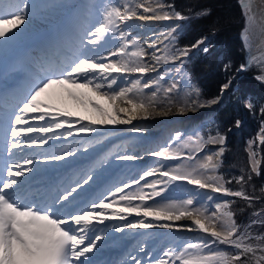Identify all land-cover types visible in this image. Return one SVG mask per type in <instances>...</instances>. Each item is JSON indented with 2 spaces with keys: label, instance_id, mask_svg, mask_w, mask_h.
Instances as JSON below:
<instances>
[{
  "label": "snow or ice",
  "instance_id": "snow-or-ice-1",
  "mask_svg": "<svg viewBox=\"0 0 264 264\" xmlns=\"http://www.w3.org/2000/svg\"><path fill=\"white\" fill-rule=\"evenodd\" d=\"M242 15L245 19L243 39L245 47L251 49L250 33L256 26V9L254 0H238ZM77 18L95 17V23L81 24L72 37L74 51L70 59L63 65L46 70L31 86L22 100L11 106L0 119H6L10 126L4 128L6 141L4 151L12 160L6 162L3 178H0V264H95L93 253L98 250L100 241L105 239L106 232L97 231L95 225H102L105 220L128 221V215L135 214L142 219L128 221L121 225H114L113 231L123 233L128 230H148L154 228L175 229L180 231H199L206 233L207 238H199L176 246H168L159 257L147 253L148 264H264V233H254V225L264 227V208L254 210V219L246 226L237 224L235 212L231 210L232 200L216 202L214 210L209 206L198 204L195 198H188L179 202L156 201L167 190L172 182L186 181L199 189H210L212 192L222 193L227 197H238L247 202V207L254 208V202L264 200V187L260 189V196L249 194L245 185L253 179V173L260 175V161L257 153L249 144L250 170L247 174L226 180L219 174L224 154L225 137L219 132L215 136H196L181 143L182 134H175V148L172 144L151 155L163 160L187 161L174 167L164 169L163 165L144 171L134 184L117 186L112 197L119 195V199L106 202L107 197L92 200L76 211L80 193L85 185L93 181V174L86 173L80 179L61 186L56 194L48 199H29L24 194V185L32 177L42 171L34 167L39 163L66 161L75 157L77 152H88L91 142L78 143L73 149H67L48 154L47 151L25 155V148L44 149L49 141L60 140L80 133H93L97 129L93 125L131 124L135 119L148 120L155 116H167L178 113L195 112L198 108L218 103L219 97L201 100L200 90L192 87L182 98L179 97L178 82L163 88L161 81L164 75H158L151 81L142 78L149 72H156V65L169 60H180L181 66L187 62L190 48L172 51L165 45L163 55L155 52L149 54L139 40L130 35L129 21H168L185 20L187 17L176 11L174 6L163 0H125L122 4L113 0H83L71 6ZM27 0H11L4 3L0 0V42L18 35L22 25L28 21ZM210 10L204 9L198 16H207ZM264 20V18H262ZM179 25L170 27L165 39L175 40L173 33ZM264 32V26L261 27ZM118 40L119 44L107 54L100 52L101 47L109 40ZM204 39L197 41L192 48H199ZM90 46V47H89ZM148 48L155 49L156 44H148ZM203 52L208 48L203 47ZM91 53L92 55H89ZM151 55L150 64L146 58ZM115 57L116 59H112ZM256 61L250 57L247 65H241V70ZM261 74L256 78L264 82V60L259 62ZM227 69V66H225ZM175 71L180 74L181 67ZM139 74L137 79L129 81L130 86L113 89L118 77L113 74ZM231 81L222 85L221 93L227 89ZM151 94L145 89L154 88ZM161 92L163 95L161 96ZM174 93L177 98H174ZM71 101L76 109H84L85 114L72 119L77 112L69 107ZM246 107L253 109L248 102ZM264 115V108L260 109ZM123 114V117L122 115ZM126 117V118H125ZM87 120L85 124L83 121ZM79 125V128L76 126ZM240 126V121H236ZM58 130H66L59 131ZM134 131H141L137 128ZM39 133L38 136L32 134ZM264 134V125L261 127ZM208 143L220 144L218 151L210 152L202 157ZM264 144V135L260 137ZM182 149H189L187 153ZM19 150V151H14ZM21 157V159L17 158ZM41 158V159H38ZM139 157L125 154L120 160L132 161ZM147 177H157L151 182ZM23 178V180L21 179ZM167 178V179H164ZM141 181H145L141 185ZM235 181L240 185L237 190L225 187ZM165 185V187H160ZM125 188L132 189L125 191ZM149 189L151 191H145ZM213 201L212 196H207ZM153 203H148V201ZM139 201V203H134ZM124 202V203H121ZM99 210V211H98ZM107 210H111L110 212ZM243 211V209H241ZM187 219L191 225H175L162 221H179ZM220 245L226 248H220ZM146 245L140 246L143 252ZM134 264H142L137 255L131 256Z\"/></svg>",
  "mask_w": 264,
  "mask_h": 264
},
{
  "label": "bare ground",
  "instance_id": "bare-ground-1",
  "mask_svg": "<svg viewBox=\"0 0 264 264\" xmlns=\"http://www.w3.org/2000/svg\"><path fill=\"white\" fill-rule=\"evenodd\" d=\"M53 1L54 0H40L38 5L39 7H43L45 4L52 3ZM77 1L81 3L83 0ZM10 2L11 0H4V3ZM34 12L35 10L28 9V21L26 25L21 26L22 31L19 29L17 30V36L0 42V100L8 99V103L11 102L10 104L13 103V105L25 97L21 90L25 86L24 78L26 77H24V75H26V73H23L20 78L17 76L12 78L9 76L11 73L10 71L20 70L19 68L21 65L24 67L32 66L31 68L33 71H38L36 63L46 68V70L63 65V63L73 55L75 45L72 37L77 32L78 26L88 23L86 16L77 18L72 7H70L67 12L56 9L47 10L36 17L33 16ZM262 18H264V0L259 1V7L256 6L257 23L250 33L251 49L247 48L248 61L250 57H256L257 59L264 56V32H261V27L264 26V20H262ZM128 23L131 25L129 29L130 35H140L139 40L141 41V45L149 54L155 52L157 55H163V43L166 41L164 30L167 21H140L134 19ZM132 27L133 29L131 30ZM117 43L119 44L118 40H111L109 38L108 42L101 47L100 52L107 54L108 51L117 46ZM150 43H155L156 48H148V44ZM89 55L92 54L89 53ZM112 59L116 58L113 57ZM146 60L150 64L155 63L151 60V55H149ZM174 63L175 61L171 60L166 63L162 61L160 64L156 65V72H149L143 76L142 83L155 79L159 72L166 71L169 69L168 67L172 66ZM33 71H29V73ZM113 75L118 77L117 84L113 86L115 90L120 87L130 86L128 82L139 77V74L136 73L124 75L114 73ZM31 76L33 77V75ZM146 90L149 91L148 94H151V92L155 90V87ZM19 94L20 97L15 99ZM11 95L15 96V98L9 99L8 97ZM67 103L70 108L77 112V115L73 116L72 119H77L80 115L85 114L84 109H76L71 101ZM208 107L209 105H206L202 108H198L194 113L187 112L184 115L175 113L174 109L173 114L155 116L148 120L135 119L131 124L93 125V127L97 129L96 132L80 133L79 135H73L67 138L62 137L60 140L49 141V145H45L44 149L25 148L22 150L25 155L44 151H47L48 154L51 155L58 152L59 147L63 149L65 139L77 144L91 142L88 151V153L91 152L89 161L85 159L87 161L83 165L74 164L76 157H69L66 161H53L48 164L39 163L38 165H34V167H39L40 169H47V171H42L35 177H32V174L29 173L30 182L24 185V194L29 199H48L54 196L56 190L61 186L66 187L68 184L75 182L79 175L84 176L86 167H89L87 162L94 165L98 161H102V158H106L101 166L105 165L108 168V172L104 176V173L100 171L94 174L93 181H90L89 185L85 186L81 191L77 206L71 208L70 211H76L89 201L105 197H107L106 202H111L112 199L118 200L120 194L112 197L110 192L115 191L117 186L123 187L126 184L135 185L134 181L138 179L136 175L138 171L143 168H152L160 165L164 166L168 160L153 156L151 153L160 150L163 146L162 142L167 139V136L171 133L170 131L175 126L181 123H184V125L192 123L193 118L202 114V111ZM121 115L123 117V114ZM83 123L87 124L88 121L85 120ZM9 126L10 124L6 119H0V172L2 175L6 162L13 159V157H9L4 151V144L6 141L4 128ZM76 127L79 128V125ZM137 128L141 129V131H134V129ZM59 131L66 130H58V132ZM32 135L38 136L40 134L34 133ZM207 146L210 152L218 151L221 147L218 143H209ZM125 154H131L139 158L132 161L120 160L119 156ZM17 158L21 159V162H23L21 157ZM69 166H72L70 169L72 173H69V171L66 172ZM97 176H102L100 178L102 179L100 184L96 183ZM156 178L157 177H147L146 179L148 182H151ZM21 179L23 180V178ZM144 182L145 181H141V185H143ZM54 187L55 190H53ZM134 187L138 186L135 185ZM85 189L87 191H85ZM130 190L132 189L125 188V191ZM147 191L151 190L147 189ZM134 203H139V201H135ZM107 211L110 212L111 210ZM142 218L143 217L135 216V214L128 215V221H135ZM128 221L105 220L104 224L95 225L97 231L103 230L106 232L105 239L98 242V250L93 253L95 264H134L131 256L136 255L137 246H135V244L131 245V243L136 239V235L140 236L144 233L147 235L150 234L151 236L149 237L150 239L147 240L149 244L148 248H146V253L137 256V258L142 261V264H148L149 256L146 255L147 253H151L156 247L161 248V253L155 254L156 257H159L162 255V251L168 246H173V241L178 238L185 236L208 237L206 233H201L199 231L189 232L186 228L180 231L162 228L148 230L125 229L123 233L112 230L114 225H121ZM162 222L174 223L175 225H191V221L187 219ZM191 226L195 227L194 225ZM133 242L135 243L136 241Z\"/></svg>",
  "mask_w": 264,
  "mask_h": 264
},
{
  "label": "trees",
  "instance_id": "trees-1",
  "mask_svg": "<svg viewBox=\"0 0 264 264\" xmlns=\"http://www.w3.org/2000/svg\"><path fill=\"white\" fill-rule=\"evenodd\" d=\"M174 6L175 10L187 17L180 20V26L173 33L176 49L190 48L187 62L182 66V77L187 84H192L200 89V96L206 100L218 97L222 85L228 83L241 69L244 62V48L238 36L240 29L245 25L241 5L238 0H163ZM204 9L210 10L207 16H198L197 13ZM205 38L208 48H192L198 40ZM227 66V69L225 68ZM261 69L255 65L249 67L238 79V88L230 95L229 100L220 107L213 118L202 122L197 127L202 136L208 137L219 132L225 139L224 154L219 174L226 180L234 176L247 174L250 170L249 151L247 144L253 142V150L261 151L260 175H253V179L245 185L249 194L260 196V189L264 187V144L258 143L257 134L264 125V115L260 109L264 108V83L257 79ZM247 99L253 109L249 110L244 104ZM240 126H236V121ZM264 135V134H263ZM233 190L240 185L233 181L225 184ZM219 199L235 201L231 210L235 212L237 224L250 222L252 212L264 207V200L254 202V208L247 207V202L238 197H227L217 193ZM217 198V199H218ZM243 209V211H241ZM259 233H264V227L254 225ZM220 248H226L220 245Z\"/></svg>",
  "mask_w": 264,
  "mask_h": 264
},
{
  "label": "rangeland",
  "instance_id": "rangeland-1",
  "mask_svg": "<svg viewBox=\"0 0 264 264\" xmlns=\"http://www.w3.org/2000/svg\"><path fill=\"white\" fill-rule=\"evenodd\" d=\"M39 1L40 0H27V3L29 4V8L28 9L35 10L34 15H33L34 17H36L39 14L44 13V11L52 10V9H56V10H61V11L67 12L73 4H78V2H79L77 0L76 1L54 0L52 3L50 2V3L45 4L43 7H39V5H38V2ZM113 2L114 3H117V4H122V3L125 2V0H117V1L113 0ZM163 2L166 3V4H170V3L166 2V1H163ZM86 19H87V22L88 23H95L96 22L95 17H92V18L86 17ZM179 22H180V20H169V21H167V24H166V27H165V30H164L165 36L167 35L170 27H174V26H177V25L180 26V23ZM242 28L240 29V33H239L238 38H239L240 42H242V44H243L244 53H245L243 65H245L246 64L245 63V60H246V57H247V48L245 47V42H243L240 39V34H241ZM132 29H133V27L131 28V30ZM132 37H135V38H137L139 40L140 35H133ZM201 39H204V44L203 45H204V47H207L206 46V43H205V38H201ZM139 42L141 44V41L140 40H139ZM174 42H175V40L173 41L171 37H169L168 39H166V41L163 43L164 49H165V45H168V47L173 51V44H174ZM117 45H118V43H117ZM203 45H200L199 48H203L202 47ZM164 49H163V52L162 53H164ZM262 60H264V56H262L260 58H257L256 61L253 62L251 66L255 65L256 68L261 69L259 67V62L262 61ZM179 61L180 60H176L175 63L172 66L168 67L169 69H167L166 71L159 72L157 74V76L158 75H161V74L164 75V80L161 81V85H162L163 88L169 87L173 82H178L179 97L182 98L184 96V94L190 88H192L194 86L192 84H187L185 82L184 77H182L183 76L182 75V72L180 74H178L175 71V69L177 67H181V68L183 67V66H181V63ZM240 71H241V69L239 70V72ZM10 72L11 73L9 74V76L12 77V78L13 77H16V76L17 77H21V74L19 73L18 70H12ZM260 74H258V75H260ZM197 89H199V88H197ZM144 92L147 93V94L149 93V91H147L146 89L144 90ZM162 95H163V93L161 92V96ZM174 98H177L176 95H175V93H174ZM200 98H201V100H206V99L202 98L201 96H200ZM248 102L249 101L247 99H245L244 104H247ZM201 124L202 123L193 125V127L191 128V130L188 131V132H185V130H183V127H181V126L178 127L179 125L178 126H175L176 128L174 127L170 131L171 133H169V135L167 136V139H165L162 142L163 143L162 144L163 146L160 148V150H162L163 148L167 147L170 144H172L173 147L175 148L174 138H175V134L177 132H179V133L182 134V136H181V143L183 141L188 140L190 137L194 139L198 135L202 136L201 131L197 128ZM261 135H263V134L261 133V129H260L259 132H258V134H257V138H256V140H258V143H260V137H261ZM213 136H215V135H213ZM205 138H207V137H205ZM250 142H252V141H249V143L247 144L248 151H249V144H250ZM208 144H206L204 146V150H203V152H200L198 154L199 156L202 157L203 155L210 153V149L207 146ZM252 150H253V142H252ZM182 151H184L185 153H187L189 151V149H182ZM256 159L259 160V161L261 159V151L259 149L257 151ZM180 163H188V162L187 161H182V160L181 161H170V160H168V162L166 164H164V166H165L164 168L166 170V169L171 168V167H174V166H176V165H178ZM143 170L146 171L147 170V167L146 168H143ZM161 187H165V185H162ZM145 191H147V189H145ZM216 194H217V192H212L210 189H206V190L205 189H199L197 186H193L192 184H188L186 181L177 180L175 182H172L169 186H167V190L164 191L160 197L156 198V201H160V202H164V201L179 202V201H182V200H185V199H188V198H195V200H196V202L198 204H205V205L209 206L210 211H213L214 210V205H215L216 202L225 201L224 199H219L218 196H216ZM207 196H212L214 198L213 201H208L206 199ZM148 203H153V201L150 200V201H148ZM262 208H264V207H262ZM252 219H254V218H252ZM248 223L249 222L244 223V224H242V226H246ZM251 230L254 233H259L258 232V229L252 228ZM201 237L202 236H196V237L185 236V237H181V238H178V239H176V240L173 241V243H174L173 246L180 245V244H183V243L188 242V241H195V240H197V239H199ZM206 238L207 239H211V237H206ZM156 252H157V249L156 250L153 249V251L151 252V254L153 256H155V254H157Z\"/></svg>",
  "mask_w": 264,
  "mask_h": 264
},
{
  "label": "water",
  "instance_id": "water-1",
  "mask_svg": "<svg viewBox=\"0 0 264 264\" xmlns=\"http://www.w3.org/2000/svg\"><path fill=\"white\" fill-rule=\"evenodd\" d=\"M259 1L260 0H254V7L256 9V6L259 7ZM243 29L244 27L242 28L241 30V34H240V39L244 42V39H243ZM204 47V45L202 46ZM245 65H247L248 63V60H247V57H246V60H245ZM252 65V64H251ZM250 65V66H251ZM250 66L246 67L244 70H241L238 74H236L234 76V78L231 80V84H230V87L225 89L223 91V93H220V96L219 97V101L218 103L214 104V105H209V107L207 109H205L204 111H202V114L200 115H197L193 118L192 120V123H202V121H207L211 118H213V116L215 115V113L220 109L221 106H223L224 103H226L229 98H230V95L233 94V92L235 91V89L238 88V78L241 76V73H243V71H245L246 69H248ZM225 145V143H224ZM223 145V146H224Z\"/></svg>",
  "mask_w": 264,
  "mask_h": 264
}]
</instances>
